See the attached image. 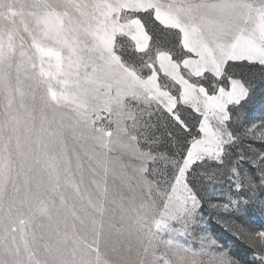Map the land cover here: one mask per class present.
<instances>
[{
	"label": "snow or ice",
	"instance_id": "6c2138e0",
	"mask_svg": "<svg viewBox=\"0 0 264 264\" xmlns=\"http://www.w3.org/2000/svg\"><path fill=\"white\" fill-rule=\"evenodd\" d=\"M257 74L264 0H0V264H264Z\"/></svg>",
	"mask_w": 264,
	"mask_h": 264
},
{
	"label": "trees",
	"instance_id": "16d2710c",
	"mask_svg": "<svg viewBox=\"0 0 264 264\" xmlns=\"http://www.w3.org/2000/svg\"><path fill=\"white\" fill-rule=\"evenodd\" d=\"M252 83L257 91L252 99L248 102V105L258 106L259 109L264 110V89L259 86L261 81L258 74L253 79ZM230 195L231 193L229 192L228 186L223 183V180H221L215 190H213L211 186L208 188L206 193L207 203L205 204L204 208L206 213L204 216V221L208 226L209 232L219 236L222 242L227 243L229 246L232 245V240L230 233L221 227L224 221L232 220L236 223L250 225L254 228H259L260 226L264 225V205L261 204V201L264 200V197H260L254 202H250L247 207L242 205L239 212L233 213L232 216L220 215L219 213H223L224 211L222 208L219 210H214L213 208L209 207L210 204L226 202ZM221 196L224 197L223 200L216 199L217 197ZM232 198L235 199L236 197L232 196ZM237 217H240V219H237Z\"/></svg>",
	"mask_w": 264,
	"mask_h": 264
},
{
	"label": "rangeland",
	"instance_id": "374dc122",
	"mask_svg": "<svg viewBox=\"0 0 264 264\" xmlns=\"http://www.w3.org/2000/svg\"><path fill=\"white\" fill-rule=\"evenodd\" d=\"M242 111H243V114L245 116H247L248 118L253 119L257 122L259 121V119L264 118V110L259 109L258 106H253V105L247 104ZM205 227L208 230V226L206 225V223H205Z\"/></svg>",
	"mask_w": 264,
	"mask_h": 264
}]
</instances>
